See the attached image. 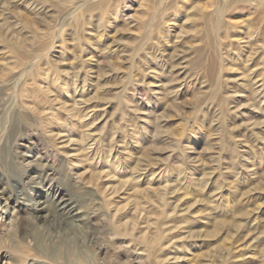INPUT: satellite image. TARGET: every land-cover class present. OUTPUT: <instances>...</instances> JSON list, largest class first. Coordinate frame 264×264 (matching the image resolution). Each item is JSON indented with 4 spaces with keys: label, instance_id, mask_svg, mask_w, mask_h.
<instances>
[{
    "label": "rangeland",
    "instance_id": "1",
    "mask_svg": "<svg viewBox=\"0 0 264 264\" xmlns=\"http://www.w3.org/2000/svg\"><path fill=\"white\" fill-rule=\"evenodd\" d=\"M215 3L0 0V49L29 46L47 57L58 83L41 82L52 100L45 113L64 114L6 146L11 93L0 108V264L26 260V251L39 264H137L134 255L140 264H264V65L245 62L237 34L230 45L209 32L204 17ZM234 13L242 15L235 26L248 19ZM74 59L83 61L79 73ZM246 70L261 72V82ZM76 187L102 206L107 230L93 238L106 252L85 241L99 226L87 206L59 216L58 196L70 199ZM19 214L31 249L16 237Z\"/></svg>",
    "mask_w": 264,
    "mask_h": 264
},
{
    "label": "bare ground",
    "instance_id": "2",
    "mask_svg": "<svg viewBox=\"0 0 264 264\" xmlns=\"http://www.w3.org/2000/svg\"><path fill=\"white\" fill-rule=\"evenodd\" d=\"M208 8L209 7H207V6L205 7V10H204L205 13H206ZM232 10H235V11L239 10V11L243 12V14L249 13L248 19H245L241 24H238L237 26H235V23H234L236 21L235 18H239L242 15H239L237 13L235 14L234 13L235 11L230 12ZM257 14H259V15L262 14L263 19L260 20L259 15H257ZM254 15H257V16L253 17L252 19H249V17L254 16ZM230 16H232V19H230ZM204 19L206 22L205 24L207 25V28L209 29V32L211 31L212 34H214V33L219 34V38L222 41L232 38V36H234V34L235 35L237 34V36L241 37V41L244 42V44L239 47L241 56L243 57L245 62H248L251 64L253 63V65L255 66V67L253 66L254 67L253 69L258 67V65H260V66L264 65V0H217V3H215V8L212 9L209 12V14H205ZM227 24L230 25V28L232 30L231 31L227 30L225 33H223V28L226 27ZM8 25H10V24L8 22H6L5 26H7L6 29H8L9 32H12V28H13V30L18 29V27L16 25H13V27L10 29L8 27ZM227 27L229 28V26H227ZM233 31H235V32L232 34ZM234 38H235V36H234ZM234 38H232V40L229 42L230 45L232 43H234L233 42ZM241 41L239 40V42H241ZM46 51H48V50H46ZM44 57H43V55H41V53H38V50H36L35 48L33 49L32 47H29V46L20 47V48L12 47L10 49H7V48L0 49V108L7 105V103L9 104L8 101L11 100V97L9 96L10 93L12 94V97L14 96V99H16V101L12 100V103L15 106L13 105L14 108L12 106L13 111L11 113V117H9L10 118V126L8 127V133L6 135V140H5L6 146L10 140L14 139V137L16 135H18V133H20V132L25 133V131L28 129L29 125H32L33 123H37L39 126L42 127V129L44 127H45V130L47 128L50 129V128H53V126L56 123H60L61 122L60 117H62L64 115L61 112H58L57 109L55 110L56 112L52 113V117H49L50 116L49 113H47V114L45 113L46 109L49 106V102H52V100H50V98H49L50 96L47 93V91H44L41 88V82L47 81L46 83H48V87L54 88V87H56L58 80H57V75H55V73H54V69L49 67V63L46 60L47 57L46 58H44ZM74 60L76 63H79L74 67V69L77 71L76 73H79L82 70L79 68L81 67V63H83V61L81 59H74ZM23 62H25L24 65H26V68H23L20 71H18V69H20L19 67L22 65ZM52 65H53V63H52ZM16 71H18V72H16ZM247 72H249V70L245 71L246 74H248ZM251 72L248 75L253 76V79H255V81L258 78H260L261 72L258 73L256 70H253ZM13 73H17L16 78L10 77L11 75H13ZM248 75H247V77H248ZM259 82H261V81L257 80V83H259ZM261 85L259 84V88L264 86V84H261ZM259 93H260V91H259ZM5 96H9V99L6 100ZM259 98H260V96H259ZM51 106H50V108L52 110ZM69 114H71V113H69ZM34 115H36L37 118L39 116L37 121L32 119V117ZM70 116H73V115H70ZM52 118H53V120H52ZM6 121H8V120H6ZM2 127H4V126H2ZM107 136H108V132H105L103 134V136H101V137L97 135L96 138H93L90 140L92 142L91 145H95L96 141H100L101 145H102L103 138L105 139V138H107ZM33 139H34V143L32 142L33 143L32 147H33V149L34 148L38 149L37 147L40 145L38 141H40V138H38L39 140L36 137H34ZM226 139L228 141H230L228 136L226 137ZM1 141H2V139H1ZM230 142L232 143V141H230ZM0 143H2V142H0ZM24 146H26V145H24ZM90 146L88 147L89 149H90ZM107 146L109 147L108 144H107ZM112 147H110V150L112 149ZM1 148L4 150L3 147H1ZM23 149H25V147L21 146L20 151L22 152ZM241 160H242V158L240 156L237 160H235L236 164H238ZM108 164H110V161H108ZM143 166L144 165H142L141 167H143ZM236 166H238V165H236ZM148 168H149L148 166H145L144 169L142 168L140 171H146ZM48 172H51L50 175H56L55 173L60 174L59 168H54L52 170H48ZM43 175H46V174H43ZM38 176H42V175L40 174ZM107 177H109L108 174H107ZM96 179H97V181L101 180L100 177L96 178ZM135 180H136V182H138L139 177L135 178ZM77 189H78V187L75 188V191H74L72 197H70V199H64L61 196H58L59 198H61L59 200V202H60L59 205H57L58 210H62L61 213L60 214L58 213V214H59L60 218L64 217L66 215L65 212H67L66 208L69 206L72 207L73 203L75 205H79L80 207L82 206L81 208H85L87 206L88 211H91L89 213V215H87V218L89 219V216H91L93 214V216H91L93 219L92 222H94L95 226L96 225L97 226L99 225V226H98V228H95L92 231V235L87 237V239H85V241L86 240L88 241V248L91 249L95 255L96 254L98 255L99 253H102V252H106L107 251L106 246L104 244L98 242L97 240H94V238H93V235L96 233L103 235L102 230L107 225V222L105 221L106 218H104V216L101 214V212H99L101 210L102 206H101V204L95 202V200L92 198L93 197L92 194H90L88 192L81 193V192H78ZM166 196H168V195H166V194L163 195V199ZM26 203H27V201H26ZM45 205H46V203L44 202L42 210L47 209V206L45 207ZM26 207H27V205L23 204V206H20V209L22 211L25 210V212H26V210H27ZM90 207H92L91 210H90ZM37 211H39V210H37ZM27 219H28L27 216L19 214V217L16 220L15 232H16V237L26 241V245H24V246H26L27 248L26 247L25 248L31 249V243L33 241L28 239V234H27L28 221H27ZM83 221H84V223L87 222V220H83ZM89 221H91V220H89ZM108 231H109V229H108ZM74 245H75L74 243L65 245V247L68 250L67 253L69 254V257H70V258H68L69 260L76 257V256H74V253H75L74 251H76L75 250L76 246L74 247ZM91 250H90V252H91ZM28 253L29 252L26 251V257L23 258L26 260H23V261L19 260V258H17V259L14 258L15 256H10L7 254L3 255L1 257H2V259L8 260V261H11V260L14 261V259H16V262L18 261V263H19V261H21L22 262L21 264H24V262H25V264H39L35 260L27 261L28 260V258H27ZM94 254H92V255H94ZM95 255H94V257H95ZM132 257H133L132 261L134 259V260H136L137 264H140L137 262V260L141 259V258H139V256L134 255ZM60 258H61V255L59 253H57L56 254V260L57 259L59 260ZM147 258L150 259L151 258L150 255H148ZM64 259L65 258H63V257L61 258V260L64 261V263H66ZM56 260H54V261H56ZM74 260H75V263H74ZM74 260H71V262L73 264H80L85 259L84 260L79 259L77 262V257H76V259H74ZM18 263H16V264H18Z\"/></svg>",
    "mask_w": 264,
    "mask_h": 264
}]
</instances>
